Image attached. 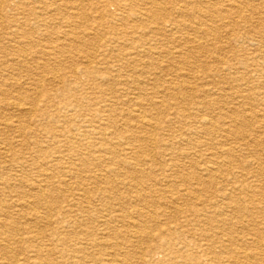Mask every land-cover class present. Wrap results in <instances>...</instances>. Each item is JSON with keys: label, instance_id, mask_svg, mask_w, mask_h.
Listing matches in <instances>:
<instances>
[{"label": "rangeland", "instance_id": "1", "mask_svg": "<svg viewBox=\"0 0 264 264\" xmlns=\"http://www.w3.org/2000/svg\"><path fill=\"white\" fill-rule=\"evenodd\" d=\"M17 1L19 0H0V21L3 19L0 22V102L10 103L17 97L15 95L21 92V94L25 93V96L22 94L23 98H27V100L24 98L22 101L25 104V110L33 106L37 110L36 113H29L28 110L18 112L14 109H7L0 103V124L3 123L4 119L9 118L21 124L19 132L17 129H3L0 126V142L12 145L10 158L11 171L8 172L13 178L10 181L11 193L8 195L7 200L10 205L11 203L13 204V208L10 209V213L13 212V214L10 215L14 223L10 229V249L6 253L7 255L5 254L6 256L0 255V264H73L77 262L80 264H107V259H109V256L114 255V251L118 255L125 254L126 252L132 253L131 257H129L130 264H143L139 260V255L136 254L137 247H141L143 253L146 252L147 255L148 250H153L151 256L153 257V261L151 264H264V250H262L264 249V155L262 154L264 148V118H259L263 122L249 121L247 125L246 123H240L238 117L240 116L239 112H246L244 113L245 117L253 112H259L260 116L264 115L262 112L264 111V18L262 17L264 16V0H251L254 2L251 4L252 8H247V11L244 10L241 17L235 14H226L225 11L227 10V6L230 5L229 2L227 0H217L218 2L213 9V13H215L213 15L215 16L208 14L207 19H203L204 23L201 22L206 27L205 29H209L206 34L202 32L201 34L194 33L192 27L196 26L195 23L197 21H195L196 19L190 10L192 6H206L211 1L156 0L162 3L161 7L163 6L160 12L164 20L161 27H165V31L161 36H157L156 38L154 35L146 33V45L144 48L147 54H144L142 52L143 49H141L138 55H133L130 58H126L127 60L120 62L119 59L122 55L130 54L128 45L123 44V42L113 45L112 43L109 44V41L112 39H120L122 41L121 34L123 35V33L131 35L134 23L130 20L122 23L116 17V21H110L112 28L110 30L99 29L95 23V19L100 15L98 7L103 6H106L111 14H118L120 18H125L128 11L118 9L117 1L112 3H108L107 0H83L84 2L81 0H40V2L39 0H20L21 3ZM65 1L74 3L75 1H81L83 5L78 11H73L63 5ZM221 1L222 3H220ZM244 1L249 0H233L231 3L239 4ZM48 2H50L49 4L55 3L58 9L55 11V8L49 7ZM124 3H127V0H124ZM181 7H186V16L183 15V19L178 11ZM40 20H43V22ZM215 23L217 24L215 25ZM152 25L154 23H150L148 26L150 28L157 27ZM15 30L18 33L10 38L8 33ZM184 30L186 33H184ZM172 31L174 32L172 33ZM139 32L140 30L133 38V42L137 44H139V42H136L139 40V38L137 39ZM45 35L47 36L45 37ZM183 39H187L188 41L186 42ZM193 40L199 42L205 48L199 50L198 46H196L197 43L193 44ZM79 43H86V46H78ZM16 45L21 46L17 47ZM55 46L62 47V50H64L57 55L58 57L50 53L49 48ZM19 47L22 50L25 49L23 53H13ZM24 52L27 53L25 54ZM103 54L105 55V59L102 56ZM197 55L199 56L197 57ZM105 60H108V62H105ZM5 64H7L9 69ZM32 67L35 68L32 70ZM216 69L220 73H217L218 75L215 80L213 82L205 81L203 74L208 73L209 70L217 71ZM89 71L100 74H96L97 76L92 78L87 74ZM106 71L109 73H105ZM141 71L144 72L142 73ZM51 77L54 79H51ZM18 78L21 80L20 83ZM261 78H263V81ZM14 83L17 85L12 86ZM167 85L172 88L181 86L183 88L181 96L164 97L162 91ZM23 87L25 92L22 89ZM31 88L32 90H30ZM59 89L61 91L64 89L66 92H61ZM35 91L36 94L34 93ZM52 91L54 92L53 95ZM140 92L143 93L141 94ZM33 93L34 96H31ZM37 94H40V96ZM136 96L139 97V103L135 102ZM163 107L165 108L163 109ZM100 111L103 112L101 113ZM179 111H184V116H178L177 118ZM138 112L144 113L143 115L146 114L145 116L148 118L158 117L161 121L169 117L172 119L176 117L177 119H175L172 129L161 128L163 126L162 123L160 127L156 126L154 134L157 144L147 147V154L151 161L148 164L151 163L152 168L150 171L147 168L148 164L145 167H139L135 160L137 156L130 157L126 153L131 152L124 150L126 149V146L123 144L124 141L127 144L133 143L138 147L139 143H135L134 140L141 137L145 132L143 127L134 118L135 113L137 114ZM19 113H24V115H20ZM26 113L27 116L25 115ZM201 117L213 119L216 122L217 129L227 127L228 122L236 120L237 124L234 127H237L240 133L237 137L233 135L226 136L225 142L231 147L242 145V149L239 152L231 153L232 155L229 157L221 156L220 149L216 144L218 136H223H202L196 124ZM132 127L133 129H131ZM26 128L28 129L26 130ZM174 128L177 132L180 131L181 134L172 131ZM102 129L104 130V135L99 134V130ZM241 137L245 138L244 141ZM202 141L203 143L200 144ZM163 144L171 145L172 151H164ZM245 144L249 147H245ZM198 145L199 147H197ZM106 148H112L117 157L115 159L111 157L110 159L109 155L104 153V151H107L105 150ZM142 152L141 148L134 151V153L141 157L145 155ZM185 152L188 154L187 157L182 155ZM215 153L221 158L216 160V164L226 162L230 168L225 165L221 169V174L217 173L212 176L213 180H210L209 176L200 174L199 168L209 165V163H215V159L211 157ZM125 157L127 159H124ZM123 160L130 164L129 167L144 170L145 174H147L141 182L144 187L142 198L137 203L134 200L135 196L129 191V186H127L131 181L125 179L126 176L129 177V172L127 173L122 167ZM23 162L26 163L24 171L16 167ZM196 162L198 163L196 164ZM202 163L203 165H201ZM190 164H192V167ZM166 165H173L175 167L172 170ZM107 166L110 168H107ZM193 167L194 169H192ZM226 167L229 171L225 170L227 169ZM111 168L118 171L119 176H115L109 172ZM50 169L55 171L53 172ZM43 171L51 175V177L49 179L38 178L39 172ZM98 172L101 173L99 174ZM58 174L61 176H58ZM187 175L195 176L198 179L201 178V182H197L193 178L185 181L184 178ZM231 175H237L238 180L242 181V185L257 189H254L256 191V193H253L254 197H251V193L244 194L243 196L237 194L230 195V197L243 198L239 201V205L243 208H239V205L231 204L221 198L229 192L230 186L227 185L228 182L226 181ZM96 177H98L97 180ZM26 180L31 181L35 186L30 187V183H26ZM136 181L134 180V182ZM219 182L222 185L217 184ZM80 183L85 186L79 187ZM154 183L158 187L154 188ZM166 184L171 186V190L167 189L168 191H164ZM36 185L46 190V194L55 202L57 210L48 211L37 207L34 212L31 209L20 212L16 207L18 200L17 191L20 192V195L23 193L25 195L23 199L31 205ZM219 191H224L222 192L224 196L220 195L221 197L217 198L216 196ZM176 193L178 195L180 193L181 196L179 195L177 198ZM87 196L89 197L88 200L85 198ZM111 197H113L112 200H109ZM172 198L175 204H167L173 201ZM176 202L179 204V209L183 211L178 209ZM145 205L148 208H144L147 207ZM142 207L144 208L143 215H145L138 217L134 209L139 211ZM195 208L203 210L200 219L192 213V210ZM226 209L228 210L226 211ZM229 210L231 211L229 212ZM121 211L124 212L122 215L128 213L132 218L131 221L136 224H141V221L147 222L148 224L145 223L147 228L156 230L155 232L152 230L153 235L156 236L151 240L143 242V244L145 243L144 245L142 243L140 246L137 245L134 242L135 240L131 238V234L126 232V226H128L127 220H120L121 218H118V221L114 222L115 220H113L109 223L111 218L114 219L118 214L121 215ZM217 211H219L218 214H216ZM33 214H36V216ZM149 214H151L150 217L148 216ZM176 214L178 215L175 216L177 219L173 216ZM183 214L186 216L185 218ZM171 217L175 220L173 221ZM45 218L46 220H43ZM15 220H19V222ZM45 221H48L49 224L45 223ZM22 222H24L23 225H21ZM102 222H106L107 224L104 225ZM230 224L231 226H229ZM234 224L237 225L234 226ZM195 228L197 233H195ZM247 228L252 229L250 230L251 232ZM54 231L57 232V236L53 235ZM90 231L92 234L89 233ZM206 233H208V236H210V233L211 236H216L215 240L203 237ZM102 234L106 236L114 234L117 237L112 239L108 237L102 240ZM159 234V239L161 240L158 239ZM99 235L100 237H98ZM162 237L164 238L162 239ZM82 240L85 242H82ZM86 240L88 241L86 242ZM97 240L104 242L103 247L96 248L95 244L98 243ZM117 242L121 243L119 251L113 247L114 243ZM168 243L170 244L168 245ZM260 243H262V247ZM160 244L162 248L155 250ZM236 244L239 246L237 245V247ZM197 245L201 248L198 249ZM133 249L136 250L133 251ZM258 251H261L260 254H258ZM243 252L250 258L247 256L245 257L248 259L243 258L241 254ZM255 253H257V256ZM215 254L216 257H214ZM203 257L206 259H203ZM236 258L237 262L235 261ZM147 259L149 258L146 257L144 260ZM205 260L207 261L205 262Z\"/></svg>", "mask_w": 264, "mask_h": 264}, {"label": "bare ground", "instance_id": "2", "mask_svg": "<svg viewBox=\"0 0 264 264\" xmlns=\"http://www.w3.org/2000/svg\"><path fill=\"white\" fill-rule=\"evenodd\" d=\"M82 2H84L83 0H81ZM81 1H75V3L74 2H68V1H65V2H63V5L67 8V9H69V10H75V11H78L79 10V8H81L82 7V2ZM91 1H93V0H91ZM95 1H97V0H95ZM117 1V6H118V9H122V10H126V11H128V13H127V16L124 18V17H121L120 18V15H114L113 13L111 14L108 10H107V7L106 6H103V7H98V9H99V17L98 18H96L95 19V23H96V25H97V28L99 27V29H103V30H110V29H112L111 28V25H110V23L112 22V20H115L116 19V17H118L119 19H120V21L122 22V23H124L126 20L127 21H131V22H133L134 24V27H133V32H132V34L130 35V34H127V33H123V35L121 34V36H122V41L119 39H112V40H110L109 41V44L110 43H112L113 45H118V44H120V42L122 43L123 42V44H126V45H128V51H130L129 53L130 54H128L127 53V55H122L121 57H120V59H119V62L120 61H123V60H127L126 58H130L131 56H133V55H138V53L139 52H141L140 50L141 49H143L142 50V52L145 54H147V51H145L146 49L144 48L145 47V43H146V40H145V34L146 33H149V34H151V35H154L155 36V38L157 37V36H161L162 35V33L165 31V27H161V24L163 23V18H162V14L160 13L161 12V8L163 7H161V4L162 3H159V2H157L156 0H127V3H124V0H107V2L108 3H112V2H116ZM208 1H211V3H209L208 2V4L205 6H197V7H193L192 6V8H191V14L193 15V17L196 19L195 21H197L195 24H196V26H193L192 27V30L194 31V33H198V34H201V32L202 33H204V34H206L207 32H208V30L207 29H205L206 27L203 25V24H201V22H203V19L204 18H206L207 16H208V14H215V13H213V9H214V7L216 6V4H217V0H208ZM233 0H227V2H229V4L230 5H228L227 6V10L225 11L226 12V14H235V15H238L239 17H241V16H243V12H244V10H246L247 11V8H252V6H251V4H253L254 2L253 1H251V0H249V1H244V2H240L239 4H233V3H231ZM18 3L20 2L21 3V1L19 0V1H17ZM24 2V1H23ZM39 2H40V0H39ZM90 2V1H89ZM224 2V1H223ZM50 2H48V4H49ZM59 3V2H58ZM87 3V2H86ZM94 3H97V2H94ZM194 3V2H193ZM220 3H222V1L220 2ZM29 4V3H28ZM89 4V3H88ZM190 4V3H189ZM188 4V5H189ZM226 4V3H225ZM255 4H256V2H255ZM27 5V4H26ZM94 5V4H93ZM187 5V6H188ZM192 5V4H191ZM223 5V4H222ZM259 5V4H258ZM36 6H38V5H36ZM184 6V5H183ZM190 6V5H189ZM31 7V6H30ZM49 7H51V8H55L54 10L56 11L58 8H57V6H56V4L55 3H53V4H49ZM165 7V6H164ZM226 7V6H225ZM258 7V6H257ZM1 8V7H0ZM32 8V7H31ZM34 8V7H33ZM35 9V8H34ZM86 9V8H85ZM84 9V10H85ZM89 9V8H88ZM167 9V8H166ZM177 9V8H176ZM38 11V10H37ZM52 11V10H51ZM65 11V10H64ZM73 11H72V13H73ZM170 11V10H169ZM177 11V10H176ZM179 13L182 15V19H183V15H185L186 16V7H181L179 10ZM250 11V10H249ZM59 12H61V11H59ZM71 12V11H70ZM263 12V11H262ZM12 13V12H11ZM45 13V12H44ZM58 13V12H57ZM65 13H67L66 11H65ZM72 13H70V14H72ZM78 13V12H77ZM80 13V12H79ZM30 15V14H29ZM31 15H34V14H31ZM57 15H59V14H57ZM260 15V14H259ZM263 15V14H262ZM261 15V16H262ZM39 16V15H38ZM73 16L75 17V15L73 14ZM77 16V15H76ZM81 16V15H80ZM213 16H215V15H213ZM256 16V15H255ZM1 17V16H0ZM15 17V16H14ZM59 17H60V15H59ZM78 17V16H77ZM188 17V16H187ZM192 17V18H193ZM251 17V16H250ZM263 18H264V16H262ZM62 18V17H61ZM82 18V17H81ZM80 18V19H81ZM43 19V18H42ZM85 19V18H84ZM109 19V20H108ZM207 19V18H206ZM213 19V18H212ZM245 19V18H244ZM3 20V19H2ZM2 20L0 21V22H2ZM18 20V19H17ZM24 20V19H23ZM26 20V19H25ZM175 20V19H174ZM216 20V19H215ZM219 20V19H218ZM20 21V20H19ZM32 21V20H31ZM41 22H43V20H40ZM87 21V20H86ZM111 21V22H110ZM116 21V20H115ZM135 21V22H134ZM182 21V20H181ZM224 21V20H223ZM235 21V20H234ZM10 22V21H9ZM20 22H22V21H20ZM25 22V21H24ZM34 22V21H33ZM84 22V21H83ZM11 23V22H10ZM74 23H75V21H74ZM114 23V22H113ZM150 23H154V25H152V26H157L156 28H150L148 25L150 24ZM179 23H180V21H179ZM204 23V22H203ZM3 24V23H2ZM1 24V26H3ZM17 24V23H16ZM77 24V23H76ZM82 24V23H81ZM148 24V25H147ZM217 23H215V25H216ZM220 24H222V23H220ZM228 24V23H227ZM8 25V24H7ZM25 25V24H24ZM54 25V24H53ZM174 26V25H173ZM226 26V25H225ZM224 26V27H225ZM7 28H8V26H6ZM5 27V28H6ZM10 27L12 28V26L10 25ZM116 27V26H115ZM182 27V26H181ZM187 27H188V25H187ZM210 27V26H209ZM223 27V28H224ZM2 29H4V28H2ZM30 29V28H29ZM176 29V28H175ZM178 29V28H177ZM212 29V28H211ZM228 29H231V28H228ZM6 30V29H5ZM11 30V29H10ZM24 30V29H23ZM75 30V29H74ZM114 30V29H113ZM140 30V32H139V35L137 36V39L139 38V40L138 41H136V42H139V44H137V43H135V42H133V38L137 35V33H138V31ZM168 30V29H167ZM181 30V29H180ZM187 30V29H186ZM227 31V30H226ZM122 32V31H121ZM174 31H172V33H173ZM192 32V31H191ZM190 32V33H191ZM217 32V31H216ZM215 32V33H216ZM220 32V31H219ZM255 32V31H254ZM18 32L15 30V31H10L8 34H9V37L10 38H12V37H14L16 34H17ZM66 33V32H65ZM68 33V32H67ZM74 33V32H73ZM184 33H186L185 32V30H184ZM89 34H92V33H89ZM88 34V35H89ZM115 34V33H114ZM193 34V33H192ZM217 34H218V32H217ZM75 35H76V33H75ZM96 35V34H95ZM173 35V34H172ZM215 35V34H214ZM47 35H45V37H46ZM51 36V35H50ZM71 36H72V34H71ZM84 36V35H83ZM171 36V35H170ZM179 36V35H178ZM217 36V35H216ZM56 37V36H55ZM60 37V36H59ZM72 37H74V36H72ZM76 37V36H75ZM82 37V36H81ZM80 37V38H81ZM175 37V36H174ZM24 38H25V36H24ZM43 38V37H42ZM60 38H62V37H60ZM181 38V37H180ZM238 38V37H237ZM99 39V38H98ZM102 39V38H101ZM207 39V38H206ZM21 40H22V38H21ZM81 40V39H80ZM171 40H174V39H171ZM184 41H188L187 39H183ZM197 40V39H196ZM257 40V39H256ZM17 41V40H16ZM60 41V40H59ZM70 41V40H69ZM68 41V42H69ZM87 41V40H86ZM100 41V40H99ZM257 42V41H256ZM25 43V42H24ZM175 43V42H174ZM194 43H197L196 44V46H198L197 48L200 50V49H204L205 47L203 46V45H201L199 42H197V41H194L193 40V44ZM55 44V43H54ZM58 44V43H57ZM108 44V43H107ZM263 44V43H262ZM125 45V46H126ZM170 45V44H169ZM190 45V44H189ZM17 46V45H16ZM18 46H21V45H18ZM17 46V47H18ZM78 46H86V43H83V44H81V43H79L78 44ZM183 46V45H182ZM186 46V45H185ZM191 46V45H190ZM252 46V45H251ZM46 47V46H45ZM239 47V46H238ZM241 47V46H240ZM253 47V46H252ZM264 47V46H263ZM102 48V47H101ZM174 48V47H173ZM246 48H248V47H246ZM50 49V53H51V55H54L55 57L58 55V54H60V53H62L64 50H62V47L60 48V47H57V46H55V47H51V48H49ZM76 49V48H75ZM96 49V48H95ZM174 49H176V48H174ZM220 49V48H219ZM23 50H25V49H23ZM23 50H22V48L20 49V47L18 48V50H16V51H13V53H16V54H19V53H23ZM114 50V49H113ZM158 50V49H157ZM165 50V49H164ZM171 50H172V48H171ZM83 51V50H82ZM105 51H107V50H105ZM173 51V50H172ZM203 51V50H202ZM205 51V50H204ZM10 53V52H9ZM25 53V52H24ZM27 53V52H26ZM25 53V54H26ZM65 53V52H64ZM66 53H67V51H66ZM69 53V52H68ZM107 53H108V51H107ZM167 53V52H166ZM192 53V52H191ZM201 53V52H200ZM29 54V53H28ZM44 54V53H43ZM49 54V53H48ZM96 54V53H95ZM105 54V53H104ZM102 55V56H104L103 58L105 59V55ZM45 55V54H44ZM170 55V54H169ZM185 55V54H184ZM14 56V55H13ZM172 56V55H171ZM177 56V55H176ZM199 55H197V57H198ZM25 57H27V55H25ZM50 57V56H49ZM58 57V56H57ZM74 57V56H73ZM165 57V56H164ZM24 58V57H23ZM45 59H46V57H44ZM69 58H70V55H69ZM76 58V57H75ZM92 58V57H91ZM171 58V57H170ZM25 59V58H24ZM27 59V58H26ZM41 59H42V57H41ZM44 59V60H45ZM205 59V58H204ZM62 60V59H61ZM92 60V59H91ZM117 60V59H116ZM96 61V60H95ZM94 61V62H95ZM166 61V60H165ZM51 62V61H50ZM65 62V61H64ZM88 62V61H87ZM105 62H108V60H105ZM168 62V61H167ZM6 63V62H5ZM26 63H27V61H26ZM53 63V62H52ZM89 63V62H88ZM254 63V62H253ZM58 64V63H57ZM166 64V63H165ZM26 65V64H25ZM28 65V64H27ZM54 65V64H53ZM86 65V64H85ZM87 65H89V64H87ZM5 66L8 68V66H7V64H5ZM12 66H14V65H12ZM35 66H36V63H35ZM29 67V66H28ZM59 67V66H58ZM89 67V66H88ZM194 67V66H193ZM12 68V67H11ZM31 68V67H30ZM29 68V69H30ZM35 68V67H34ZM33 67H32V70L34 69ZM162 68H164V67H162ZM166 68H168V67H166ZM9 69V68H8ZM50 69H51V67H50ZM215 69V68H214ZM48 70V69H47ZM53 70V69H52ZM106 70H109V69H106ZM143 70V69H142ZM217 70V69H216ZM9 71V70H8ZM25 71V70H24ZM27 71V70H26ZM55 71V70H54ZM72 71V70H71ZM81 71V70H80ZM152 71H153V69H152ZM11 72V71H10ZM43 72V71H42ZM73 72V71H72ZM134 72V71H133ZM142 72V71H141ZM144 72V71H143ZM142 72V73H143ZM219 71L217 70V71H211V70H209V72L208 73H204L203 74V76H204V79H205V81H207V82H213L214 80H215V78L217 77V73H218ZM32 73V72H31ZM51 73H53V72H51ZM56 73L58 74V72L56 71ZM83 73V72H82ZM105 73H109L108 71H106ZM131 73V72H130ZM165 73V72H164ZM220 73V72H219ZM6 74V73H5ZM87 74H89V76L90 77H96L98 74H100V73H98V72H93V71H89ZM97 74V75H96ZM149 74V73H148ZM162 74V73H161ZM225 74H226V72H225ZM230 74V73H229ZM31 75V74H30ZM45 75V74H44ZM43 75V76H44ZM52 75H54V74H52ZM59 75V74H58ZM114 75V74H113ZM139 75V74H138ZM231 75V74H230ZM230 75H228V76H230ZM40 76V75H39ZM104 76V75H103ZM153 76V75H152ZM166 76V75H165ZM168 76V75H167ZM202 76V77H203ZM222 76V75H221ZM224 76V75H223ZM233 76V75H232ZM141 77V76H140ZM148 77V76H147ZM15 78V77H14ZM74 78V77H73ZM108 78V77H107ZM149 78V77H148ZM16 79V78H15ZM30 79V78H29ZM38 79V78H37ZM41 79H43V78H41ZM51 79H54V78H52L51 77ZM60 79V78H59ZM62 79V78H61ZM102 79V78H101ZM104 79V78H103ZM141 79V78H140ZM18 80H19V83H20V79L18 78ZM50 80V79H49ZM92 80V79H91ZM149 81H150V79H148ZM261 80L263 81V78H261ZM260 80V81H261ZM17 81V80H16ZM28 81V80H27ZM94 81V80H93ZM108 81V80H107ZM152 81V80H151ZM202 81V80H201ZM222 81H224V80H222ZM18 82V81H17ZM16 82V83H17ZM29 82H30V80H29ZM103 82V81H102ZM134 82H137V81H134ZM147 82V81H146ZM153 82H155V81H153ZM204 82V81H203ZM16 83H14L12 86H16L17 84ZM105 83V82H104ZM181 83V82H180ZM23 84V83H22ZM29 84V83H28ZM47 84V83H46ZM80 84V83H79ZM141 84V83H140ZM139 84V85H140ZM207 84H209V83H207ZM45 85V84H44ZM43 85V86H44ZM48 85V84H47ZM193 85V84H192ZM25 86H28V85H25ZM96 86V85H95ZM141 86V85H140ZM78 87H79V85H78ZM101 87V86H100ZM19 88H21V87H19ZM57 88H59V87H57ZM56 88V89H57ZM97 88V87H96ZM216 88V87H215ZM23 89V91L25 90L24 89V87L22 88ZM33 89H34V87H33ZM56 89H54V90H56ZM84 89V88H83ZM91 89V88H90ZM3 90V89H2ZM19 90V89H18ZM29 90V89H28ZM30 90H32V88L30 89ZM36 90V89H35ZM45 90V89H44ZM182 90H183V88H181V86H178V88H172V87H168V85L166 86V87H164L163 88V91H162V94L164 95V97H167V96H169V97H171V96H173V97H177V96H181V94H182ZM1 91V90H0ZM9 91V90H8ZM17 91V90H16ZM59 91H61L60 89H59ZM132 91H134V90H132ZM25 92V91H24ZM45 92V91H44ZM56 92H57V90H56ZM61 92H66V90H62ZM124 92V91H123ZM123 92H122V94H123ZM250 92V91H249ZM26 93H27V90H26ZM29 93V92H28ZM35 94H36V91L34 92ZM34 93H33V95H31V96H34ZM39 93V92H38ZM53 91H52V95H53ZM130 93H131V91H130ZM135 93H136V91H135ZM141 94L143 93V92H140ZM12 94V93H11ZM15 94V93H14ZM23 95L25 94V93H22ZM21 94V92H20V94H17V95H15V96H17V97H15L10 103L9 102H0L1 104H3L2 106H4V107H6L7 109H11V110H16V111H18V112H21L22 110H25V104H23V99L24 98H26V97H24L23 98V95ZM70 94H72V93H70ZM104 94V93H103ZM139 94V93H138ZM215 94V93H214ZM38 95V94H37ZM205 95V94H204ZM211 95V94H210ZM263 95H264V93H263ZM12 96V95H11ZM25 96V95H24ZM38 96H40V94L38 95ZM38 96H36V97H38ZM105 96V95H104ZM122 96V95H121ZM123 96H125V95H123ZM139 96V95H138ZM138 96H136L135 97V102L136 103H139V97ZM141 96V95H140ZM147 96V95H146ZM208 96H209V94H208ZM244 96H245V94H244ZM30 97V96H29ZM111 97V96H110ZM205 97V96H204ZM210 97V96H209ZM231 97V96H230ZM229 97V98H230ZM53 98V97H52ZM232 98V97H231ZM34 99V98H33ZM98 99V98H97ZM103 99V98H102ZM101 99V100H102ZM203 99V98H202ZM201 99V100H202ZM26 100H27V98H26ZM32 100V99H31ZM156 100V99H155ZM187 100H189V99H187ZM6 101V100H5ZM43 101V100H42ZM57 101V100H56ZM99 101V100H98ZM161 101V100H160ZM191 101V100H190ZM189 101V102H190ZM207 101H209V100H207ZM235 101H236V99H235ZM35 102V101H34ZM93 102H95V101H93ZM101 102V101H100ZM162 102H164V101H162ZM188 102V103H189ZM205 102H206V100H205ZM39 103V102H38ZM90 103V102H89ZM165 103V102H164ZM192 103V102H191ZM215 103V102H214ZM70 104H72V103H70ZM69 104V105H70ZM177 104H180V103H177ZM187 104V103H186ZM239 104H241L240 102H239ZM141 105V104H140ZM165 105V104H164ZM198 105V104H197ZM200 105V104H199ZM27 106H28V104H27ZM124 106V105H123ZM126 106V105H125ZM143 106V105H142ZM151 106V105H150ZM194 106V105H193ZM63 107H65L64 105H63ZM67 107H68V105H67ZM105 107V106H104ZM145 107V106H144ZM175 107V106H174ZM179 107V106H178ZM185 107V106H184ZM198 107V106H197ZM165 107H163V109H164ZM167 108V107H166ZM176 108V107H175ZM190 108H191V106H190ZM200 108V107H199ZM5 109V108H4ZM6 109V110H7ZM102 109H104V108H102ZM139 109V108H138ZM188 109V108H187ZM194 109V108H193ZM26 110H28V112L29 113H36V107L35 106H33L32 108H30L29 107V109H26ZM25 110V111H26ZM166 110V109H165ZM137 111V110H136ZM135 111V112H136ZM200 111V110H199ZM222 111V110H221ZM7 112H9L8 110H7ZM74 112V111H73ZM101 113L103 112V111H100ZM128 113H129V111H127ZM169 112V111H168ZM172 112V111H171ZM180 112V113H179ZM178 113H177V118H178V116H180V117H183L184 115H183V112L184 111H179ZM263 113H264V111H262ZM97 113H99L98 111H97ZM133 113H134V111H133ZM205 113V112H204ZM244 113H246V112H239L238 114L240 115V116H238L239 117V122L240 123H242V124H247V123H249V121H254V122H260V121H262V120H260L259 118H264L263 116L264 115H262V116H260V114H259V112H253V113H251V114H249V115H247L246 117H245V114ZM262 113V114H263ZM15 114V113H14ZM20 114V113H19ZM22 114V113H21ZM20 114V115H21ZM88 114V113H87ZM120 114V113H119ZM144 114V113H143ZM143 114H141L140 112H138L137 114L135 113V115H134V118L136 119V122L141 126V127H143V129L145 130V132L143 133V135L141 136V137H139V138H137V139H135L134 140V142L135 143H139V146L138 147H136L135 146V144H133V143H130V144H127L125 141H124V145L126 146V149H124V150H126V152L127 151H129V152H131V153H126L127 155H129L130 157H132V156H137L136 158H135V160H136V162H137V164H138V166L139 167H145L149 162H151L150 161V158H149V156H148V154H147V147L148 146H153V145H156L157 144V139H156V136H155V134H154V130H155V128H156V126L158 125V127H160V125H161V123H162V125L163 126H161V128L162 127H166V128H168V129H172L173 127V125H174V122H175V119H176V117H174L173 119L172 118H167V119H165L164 121H161L158 117L156 118H148L147 116H145V115H143ZM200 114V113H199ZM230 114V113H229ZM22 115H24V113L22 114ZM26 116H27V113L25 114ZM46 115H48V114H46ZM196 115V114H195ZM203 115V114H202ZM206 115V114H205ZM131 116V115H130ZM179 117V118H180ZM199 117V116H198ZM27 118V117H26ZM131 118V117H130ZM231 118V117H230ZM31 119V118H30ZM28 120V119H27ZM55 120V119H54ZM84 120V119H83ZM177 120V119H176ZM264 120V119H263ZM236 120H232V121H230V122H228V126L227 127H223L222 129H217V126L215 125V121L213 120V119H211V118H207V117H201L200 118V120L199 121H197L196 122V124L198 125V130H199V133L200 134H202V136H206V137H210V136H214V135H221V136H223V137H220V136H218V141H217V146L219 147V149H220V154H221V156H227V157H229L230 155H232L231 153H236V152H239L241 149H242V145H240L239 147H231L230 145H228L225 141H226V136H229V135H233V136H238V134L240 133V130L237 128V127H234V125L235 124H237V122H235ZM63 122V121H62ZM180 122V121H179ZM190 122V121H189ZM263 122V121H262ZM60 123V122H59ZM75 123V122H74ZM75 124H77V123H75ZM78 125V124H77ZM87 125V124H86ZM135 125V124H134ZM137 125V124H136ZM178 125V124H177ZM248 125V124H247ZM0 126H2L3 127V129H11V130H13V129H17V131L19 132V130H21V124L20 123H18L17 121L15 122V121H12V119H4L3 120V123L2 124H0ZM116 126V125H115ZM133 126V125H132ZM34 127V126H33ZM133 127H136V126H133ZM133 127L131 128V129H133ZM76 128V127H75ZM28 128H26V130H27ZM263 129V128H262ZM47 130V129H46ZM60 130V129H59ZM16 131V130H15ZM25 131V130H24ZM103 129L102 130H99V134H103L104 135V133H103ZM172 131H174L175 133H180V131H176V129L174 128V130H172ZM220 131V132H219ZM48 132V131H47ZM137 132V131H136ZM195 132V131H194ZM72 133V132H71ZM171 133V132H170ZM51 134V133H50ZM70 134V133H69ZM120 134V133H119ZM130 134V133H129ZM181 134V133H180ZM244 134V133H243ZM52 135V134H51ZM91 135V134H90ZM95 135V134H94ZM136 135V134H135ZM141 135V134H140ZM130 136V135H129ZM240 136V135H239ZM262 136V135H261ZM70 137V136H69ZM92 137V136H91ZM107 137H108V135H107ZM129 138V137H128ZM131 138H133V137H131ZM160 138V137H159ZM234 138V137H233ZM242 139H243V141H244V137H241ZM22 139V138H21ZM57 139V138H56ZM67 139H68V137H67ZM213 139V138H212ZM216 139V138H215ZM214 139V140H215ZM189 140V139H188ZM247 140V139H246ZM55 141V140H54ZM88 141V140H87ZM184 141V140H183ZM201 141V140H200ZM228 142V141H227ZM241 142V141H240ZM246 142V141H245ZM199 143V142H198ZM201 143H203V141L202 142H200V144ZM19 144V143H18ZM35 144V143H34ZM72 144V143H71ZM93 145V144H92ZM203 145V144H202ZM232 145V144H231ZM11 144H6V143H4V142H0V255H5L8 251H9V249H10V246H11V237H10V229L12 228V226H13V222H12V220L13 219H11V215L10 214H13V212L12 213H10V209L11 208H13V204L11 203V205L8 203V200H7V198H8V195H10V193H11V185H10V181H12V178L13 177H11L10 176V174H9V172L8 171H11V161H10V158H11ZM27 146V145H26ZM120 146V145H119ZM118 146V147H119ZM144 146V147H143ZM193 146V145H192ZM245 147H249L247 144H245L244 145ZM43 147H44V145H43ZM45 147H47V146H45ZM187 147V146H186ZM197 147H199V145L197 146ZM209 147V146H208ZM48 148V147H47ZM138 148H141L142 150H143V154H145L144 156H138L136 153H134V151L136 150V149H138ZM155 148V147H154ZM211 148V147H210ZM244 148V147H243ZM261 148H262V146H261ZM199 149V148H198ZM43 150V149H42ZM54 150V149H53ZM59 150V149H58ZM63 150V149H62ZM105 150H107V151H104V153L105 154H108L109 155V158L111 159V157H113V159H115L117 156H116V154H115V152L112 150V148L110 149V148H106ZM163 150L164 151H167V150H169V151H172V146L171 145H167V144H163ZM187 150V149H186ZM200 150V149H199ZM49 151H50V149H49ZM59 151H61V150H59ZM78 151V150H77ZM194 151V150H193ZM215 151H216V149H215ZM65 152V151H64ZM96 152V151H95ZM148 152H150V151H148ZM155 152V151H154ZM189 152H190V150H189ZM204 152V151H203ZM207 152V151H206ZM210 152V151H209ZM58 153V152H57ZM171 153V152H170ZM205 153V152H204ZM242 153V152H241ZM83 154V153H82ZM87 154V153H86ZM262 154L264 155V148H263V151H262ZM89 155H91V154H89ZM184 157H187L188 156V154L185 152V153H183L182 154ZM85 156V155H84ZM92 156V155H91ZM190 156V155H189ZM192 156V155H191ZM252 156V155H251ZM95 157H96V155H95ZM129 157V158H130ZM178 157V156H177ZM197 157H199V156H197ZM211 157L213 158V159H215L214 161H215V163L213 162V163H209V165H204V166H202V167H200L199 168V170H200V174H202V175H206V176H209V179L210 180H213L212 179V176H214V175H216L217 173H219V174H221L220 172H222L221 171V169L223 168V167H225V165L227 166V163L225 162H222V163H219V164H216V160L217 159H219L220 157L218 156V154H212L211 155ZM227 157H226V159H227ZM238 157H239V155H238ZM83 158V157H82ZM134 158V157H133ZM132 158V159H133ZM153 158V157H152ZM202 158V157H201ZM99 159L100 160H102L101 159V157H99ZM124 159H127V157H125ZM170 159V158H169ZM173 159V158H172ZM179 159V158H178ZM188 159V158H187ZM221 159V158H220ZM224 159V158H223ZM257 159V158H256ZM24 160V159H23ZM26 160V159H25ZM39 160V159H38ZM164 160V159H163ZM235 160V159H234ZM255 160V159H254ZM53 161H55V160H53ZM86 161H88L87 159H86ZM104 161V160H103ZM119 161V160H118ZM181 161V160H180ZM188 161V160H187ZM191 161V160H190ZM225 161V160H224ZM262 161V160H261ZM174 162V161H173ZM244 162V161H243ZM264 162V161H263ZM106 163V162H105ZM122 163H123V165H122V167L127 171V173L129 172V177H127L126 176V178L125 179H127V180H130L131 182H130V184L129 185H127V186H129V191L135 196V201H136V203H137V201L138 200H140L141 198H142V195H143V191H144V187H143V185L141 184V182H142V180H144V177H145V175H147V174H145L146 172H144V170L142 171V170H139V169H136V168H133V167H129V163L127 162V161H122ZM121 163V164H122ZM160 163H162V162H160ZM176 163V162H175ZM198 162H196V164H197ZM204 163V162H203ZM203 163L201 164V165H203ZM165 164V163H164ZM196 164H195V166H196ZM205 164H207V163H205ZM253 164V163H252ZM180 165V164H179ZM192 164H190V166H191ZM255 165H256V162H255ZM25 166H26V163L25 162H23V163H21L19 166H16V167H19L21 170H23L24 171V169H25ZM154 166H157V165H154ZM166 166H169L170 167V169H174V167L175 166H173V165H166ZM72 167V166H71ZM79 167V166H78ZM77 167V168H78ZM192 167V166H191ZM199 167V166H198ZM228 168H230L229 166H227ZM226 167V168H227ZM238 167H239V165H238ZM252 167V166H251ZM80 168V167H79ZM106 168V167H105ZM107 168H110V167H108L107 166ZM115 168H117V167H115ZM148 170L150 171L152 168H151V163L150 164H148ZM181 168V167H180ZM228 168L227 169H225L226 171H229L228 170ZM54 169V168H53ZM192 169H194V167L192 168ZM18 170V169H17ZM28 170H30V169H28ZM27 170V171H28ZM47 170V169H46ZM51 170V169H50ZM177 170V169H176ZM260 170H263V169H260ZM259 170V171H260ZM5 171H6V173H5ZM47 171H49V170H47ZM51 171H55V170H51ZM90 171V170H89ZM147 171V170H146ZM167 171V170H166ZM171 171V170H170ZM170 171H168V172H170ZM196 171V170H195ZM235 171V170H234ZM14 172V171H13ZM109 172H111L113 175H118L119 173H118V171H116L115 169L113 170L112 168L111 169H109ZM124 172V171H123ZM172 172V171H171ZM240 172V171H239ZM40 174L38 175L39 177L38 178H45V179H49L50 177H51V175H48L46 172H39ZM56 173V172H55ZM72 173H74V172H72ZM91 173V172H90ZM99 173V172H98ZM101 173V172H100ZM99 173V174H100ZM14 174V173H13ZM103 174V173H102ZM166 174H168V173H166ZM191 174V173H190ZM225 174V173H224ZM262 174V173H261ZM260 174V175H261ZM60 174H58V176H59ZM173 175H174V173H173ZM183 175V174H182ZM29 176V175H28ZM61 176V175H60ZM119 176V175H118ZM177 176V175H176ZM205 176V177H206ZM11 177V178H10ZM19 177V176H18ZM26 177V176H25ZM65 178H66V176H64ZM68 177V176H67ZM105 177V176H104ZM203 177V176H202ZM178 178V177H177ZM191 178H193V180H195V181H197V182H201L200 181V179H198L197 177H193L192 175L191 176H186L185 178H184V180L185 181H188L189 179H191ZM195 178V179H194ZM98 179V177H96V180ZM157 179V178H156ZM206 179V178H205ZM249 179V178H248ZM23 180V179H22ZM25 180V179H24ZM35 180V179H34ZM75 180V179H74ZM134 180H137L136 182H134ZM208 180V179H207ZM254 180V179H253ZM226 181V180H225ZM255 181V180H254ZM159 182V181H158ZM183 182V181H182ZM211 182V181H210ZM214 182H215V180H214ZM226 182H228L227 183V185H229L230 187H229V192H228V194L226 195V196H224V194H222V192H224V191H219V193L217 194V198H219V197H221L220 195H222V196H224V197H221V198H223V200H227V202H230L231 204H234V205H236L237 204V206L239 205V201L241 200V199H243V198H237V197H230V195L231 194H237V195H244V194H248V193H251L250 195H251V197L253 196L254 197V194L253 193H256V191L255 190H257V189H255V188H253L252 189V187H246V186H244V185H242V181L241 180H238V177H237V175H231V177L230 178H228V180L226 181ZM26 183H30L29 184V186L31 187H34L35 186V184H33V183H31V181H29V180H26ZM53 183V182H52ZM66 183V182H65ZM79 183V182H78ZM132 183V184H131ZM169 183V182H168ZM68 184V183H67ZM71 184V183H70ZM107 184V183H106ZM194 184V183H193ZM217 184H220V185H222L220 182L219 183H217ZM244 184V183H243ZM25 185V184H24ZM75 185V184H74ZM209 185V184H208ZM82 186H85L84 184H82V183H80L79 184V187H82ZM157 186V184H153V187L155 188ZM28 187V186H27ZM88 187V186H87ZM158 187V186H157ZM200 187V186H199ZM219 187V186H218ZM222 187V186H221ZM65 188V187H64ZM125 188V187H124ZM163 188V187H162ZM20 189H21V187H20ZM36 191H34L33 192V196H32V198H33V203L31 204V205H29L28 204V201H26L25 199H23L24 197H25V195H23V193H22V195H20V192H18L17 191V196H18V200H17V205H16V207L20 210V212L21 211H23V210H26V209H31V211L32 212H34L36 209H37V207H41V209H43V210H48V211H54V210H57V207H56V205H55V202H53L52 200V198L49 196V195H47L46 193V190H43L41 187H39V186H37L36 185ZM77 189V188H76ZM87 189V188H86ZM92 189V188H91ZM102 189V188H101ZM165 189V190H164ZM164 191H168V190H171V186L170 185H165L164 186ZM168 189V190H167ZM173 189V188H172ZM185 189H187V188H185ZM252 189V190H251ZM255 189V190H254ZM179 190V189H178ZM225 190H226V188H225ZM70 191V190H69ZM116 191V190H115ZM154 191V190H153ZM158 191V190H157ZM176 191V190H175ZM186 191V190H185ZM208 191V190H207ZM60 192H62V191H60ZM121 192V191H120ZM161 192V191H160ZM179 192V191H178ZM189 192V191H188ZM145 193V192H144ZM153 193V192H152ZM162 193V192H161ZM182 193V192H181ZM202 193V192H201ZM99 194V193H98ZM121 194V193H120ZM157 194V193H156ZM177 194V193H176ZM15 195V194H14ZM123 195V194H122ZM125 195V194H124ZM159 195H161V194H159ZM179 195H180V193H179ZM179 195L177 194L176 195V197L178 198L179 197ZM188 195H190V194H188ZM21 196V197H20ZM181 196V195H180ZM191 196V195H190ZM201 196V195H200ZM58 197V196H57ZM106 197V196H105ZM109 197V196H108ZM152 197V196H151ZM168 197V196H167ZM171 197H173V196H171ZM202 197V196H201ZM246 197V196H245ZM70 198V197H69ZM87 200L89 199V197L87 196V197H85ZM102 198H104V197H102ZM112 198L113 197H111V199H109V200H112ZM174 198V197H173ZM172 198V199H173ZM203 198V197H202ZM128 199V198H127ZM264 199V198H263ZM50 200H51V202H50ZM107 200V199H106ZM115 200H116V198H115ZM129 200V199H128ZM132 200V199H131ZM133 200V201H134ZM247 200H248V197H247ZM29 201H31V200H29ZM54 201H56L55 199H54ZM99 201V200H98ZM134 201V202H135ZM83 202V201H82ZM110 202V201H109ZM112 202V201H111ZM144 202V201H143ZM167 202V201H166ZM170 202H171V200H170ZM187 202V201H186ZM195 202V201H194ZM193 202V203H194ZM98 203V202H97ZM128 203V202H127ZM179 203H181V202H179ZM225 203V202H224ZM66 204V203H65ZM140 204V203H139ZM167 204H175V201H174V199H173V201L171 202V203H167ZM176 204L178 205V209L180 208L179 207V204H178V202H176ZM190 204V203H189ZM220 204H221V202H220ZM226 204V203H225ZM229 204V203H228ZM264 204V203H263ZM72 205V204H71ZM93 205V204H92ZM195 205V204H194ZM198 205H200V204H198ZM216 205V204H215ZM106 206V205H105ZM145 206H147V205H145ZM192 206V205H191ZM197 206V205H196ZM67 207V206H66ZM73 207V206H72ZM94 207H96V206H94ZM144 207V206H143ZM141 208V209H139V211H137V210H135L134 209V211H135V214L138 216V217H142V215H143V209L144 208H148V206L147 207H144V208ZM169 207V206H168ZM170 207H172V206H170ZM198 207H201V206H198ZM218 207V206H217ZM216 207V208H217ZM225 207V206H224ZM227 207V206H226ZM231 207V206H230ZM235 207V206H234ZM239 208H243L241 205H239L238 206ZM257 207H258V205H257ZM69 208V207H68ZM115 208H117V207H115ZM249 208V207H248ZM252 208V207H251ZM84 209V208H83ZM161 210H162V208H161ZM170 210V209H169ZM175 210V209H174ZM179 210H181V209H179ZM224 210H225V208H224ZM228 209H226V211H227ZM239 210H241V209H239ZM238 210V211H239ZM253 210H254V208H253ZM253 210H251V211H253ZM39 211V210H38ZM88 211V210H87ZM146 211V210H145ZM181 211H183V210H181ZM203 210H200V209H197V208H195L194 210H192V213H193V215L195 216V217H197L198 219H200V217H201V212H202ZM231 210H229V212H230ZM83 212V211H82ZM115 212V211H114ZM218 212L219 211H217V213L216 214H218ZM180 213V212H179ZM186 213H188V212H186ZM224 213H225V211H224ZM228 213V212H227ZM121 215H117L114 219H110L111 221H109V223L110 222H112L113 220H115L114 222H116V220L118 221L119 219L118 218H121L120 220H127V222H128V226H126V232L128 233V234H131L130 236H131V238L132 239H134L135 241V243H137V245H141V243H142V245H144L143 244V242H146V241H148V240H151V239H153V237H155L156 235H153V232H152V230H150L149 228H147V225L145 224V223H147V222H145V221H141L142 223L140 224H136L135 222H132L131 220H132V218H131V216L130 215H128V213L127 214H125V215H122V214H124V212H122L121 211V213H120ZM163 214V213H162ZM242 214V213H241ZM34 216H36V214H33ZM145 215V214H144ZM143 215V216H144ZM150 215L151 214H149L148 216L150 217ZM166 215V214H165ZM184 215V214H183ZM188 215H190V214H188ZM226 215V214H225ZM232 215H234V213H232ZM246 215H247V213H246ZM43 216V215H42ZM147 216V218H149ZM152 216H155V215H152ZM169 216V215H168ZM172 216V215H171ZM174 216V218H176L175 216H178L177 214L176 215H173ZM172 216V217H173ZM182 216V215H181ZM192 216V215H191ZM245 216V215H244ZM259 216V215H258ZM44 217H45V215H44ZM170 217V216H169ZM171 217V218H172ZM186 216L184 215V218H185ZM223 217H225L224 215H223ZM246 217V216H245ZM14 218H15V216H14ZM84 218V217H83ZM183 218V217H182ZM190 218V217H189ZM235 218V217H234ZM259 218V217H258ZM20 219V218H19ZM106 219V218H105ZM165 219V218H164ZM177 219V218H176ZM180 219V218H179ZM178 219V220H179ZM193 219V218H192ZM240 219H242V218H240ZM21 220V219H20ZM43 220H46V218L45 219H43ZM48 220V219H47ZM50 220V219H49ZM104 220V219H103ZM108 220V219H107ZM161 220V219H160ZM172 220L174 221L175 219H173L172 218ZM182 220V219H181ZM194 220V219H193ZM197 220V219H196ZM205 220H207L206 218H205ZM230 220V219H229ZM252 220V219H251ZM256 220V219H255ZM16 221V220H15ZM18 222H19V220H17ZM16 221V222H17ZM23 221V220H22ZM100 221V220H99ZM130 221V222H129ZM180 221V220H179ZM231 221H233V220H231ZM247 221V220H246ZM257 221V220H256ZM21 222V221H20ZM44 222V221H43ZM155 222V221H154ZM208 222V221H207ZM212 222V221H211ZM227 222V221H226ZM238 222V221H237ZM23 223L24 222H22V224L21 225H23ZM39 224H40V222H38ZM45 223H47V224H49L48 223V221H45ZM104 225H106L107 223L106 222H102ZM121 223V222H120ZM119 223V224H120ZM188 223V222H187ZM209 223V222H208ZM229 223V222H228ZM240 223V222H239ZM247 223V222H246ZM101 224V223H100ZM117 224V223H116ZM126 224V223H125ZM148 224V223H147ZM158 224V223H157ZM156 224V225H157ZM164 224V223H163ZM183 224V223H182ZM184 224H186V223H184ZM192 224V223H191ZM205 224H206V222H205ZM204 224V225H205ZM215 223H213V225H214ZM243 224V223H242ZM257 224H259V223H257ZM98 225V224H97ZM155 225V224H154ZM172 225V224H171ZM235 225H237V224H234V226ZM249 225V224H248ZM170 226V225H169ZM191 226V225H190ZM203 226V225H202ZM201 226V227H202ZM215 226H216V224H215ZM217 226H219V225H217ZM229 226H231V224L229 225ZM97 227V226H96ZM122 227V226H121ZM239 227V226H238ZM250 227V226H249ZM45 228V227H44ZM95 228V227H94ZM109 228V227H108ZM119 228V227H118ZM199 228V227H198ZM40 229V228H39ZM53 229V228H52ZM160 229V228H159ZM158 229V230H159ZM214 229V228H213ZM238 229V228H237ZM247 229H249V232H251L250 230H252V229H250V228H247ZM262 229V228H261ZM18 230H20L19 228H18ZM36 230V229H35ZM41 230V229H40ZM115 230V229H114ZM119 230V229H118ZM118 230H116V231H118ZM121 230V229H120ZM195 230H196V228H195ZM199 230H200V228H199ZM203 230V229H202ZM239 230V229H238ZM264 230V229H263ZM16 231V230H15ZM14 231V232H15ZM23 231V230H22ZM31 231H32V229H31ZM97 231V230H96ZM104 231H106V230H104ZM108 231H109V229H108ZM154 232L156 231V230H153ZM205 231V230H204ZM220 231V230H219ZM245 231H246V229H245ZM257 231V230H256ZM12 232V231H11ZM35 232V231H34ZM47 232V231H46ZM213 232H217V231H213ZM222 232V231H221ZM227 232V231H226ZM238 232V231H237ZM244 232V231H243ZM254 232V231H253ZM253 232H252V235H253ZM20 233V232H19ZM57 232L56 231H54L53 232V235L54 236H57V234H56ZM86 233V232H85ZM89 233H91V231L89 232ZM88 233V234H89ZM113 233H115V232H113ZM194 233V232H193ZM195 233H197V230H196V232ZM232 233V232H231ZM231 233H230V235H231ZM234 233V232H233ZM246 233V232H245ZM255 233V232H254ZM42 234V233H41ZM56 234V235H55ZM92 234V233H91ZM111 234V233H110ZM126 234V233H125ZM161 234V233H160ZM160 234H159V236H158V239H159V237H160ZM208 233H206L203 237H206V238H208V239H214V238H216V236H211V233H210V236H208L207 235ZM222 234H224V233H222ZM235 234V233H234ZM257 234H258V232H257ZM38 235V234H37ZM103 235V237L101 238L102 240H105V239H107L108 237L109 238H116L117 237V235H114V234H112L111 236L109 235V236H106L105 234H102ZM191 235V234H190ZM198 235H200V234H198ZM202 235V234H201ZM214 235V234H213ZM249 235V234H248ZM17 236V235H16ZM28 236V235H27ZM41 236V235H40ZM197 236V235H196ZM219 236V235H218ZM226 236H228V235H226ZM98 237H100V235L98 236ZM231 237V236H230ZM235 237H237V236H235ZM250 237H252L251 235H250ZM20 238V237H19ZM126 238V237H125ZM164 237H162V239H163ZM179 238V237H178ZM249 238V237H248ZM247 238V239H248ZM42 239V238H41ZM124 239V238H123ZM122 239V240H123ZM259 239V238H258ZM257 239V240H258ZM75 240V239H74ZM109 240V239H108ZM127 240V239H126ZM159 240H161V239H159ZM192 240V239H191ZM215 240V239H214ZM232 240V239H231ZM256 240V241H257ZM88 240H86V242H87ZM98 241V240H97ZM99 241H101V240H99ZM98 241V243H96L95 244V246H96V248H100V247H103V244H104V242L102 241V242H99ZM124 241V240H123ZM123 241H122V243H123ZM167 241V240H166ZM245 241V240H244ZM82 242H85V241H83L82 240ZM95 242V241H94ZM116 242V241H115ZM132 242V241H131ZM204 242V241H203ZM228 242H230V241H228ZM227 242V243H228ZM233 242H234V240H233ZM261 242V241H260ZM135 243H133L134 245H135ZM151 243V242H150ZM243 243H245V242H243ZM121 244V243H120ZM120 244L117 242V243H114V245H113V247L115 248V249H118V251L120 250ZM146 244H148V243H146ZM170 243H168V245H169ZM259 244V243H258ZM264 244V243H263ZM31 245V244H30ZM42 245H44V244H42ZM130 245H132L131 243H130ZM156 245V244H155ZM231 245V244H230ZM238 244H236V246H237ZM260 245H261V247H262V243H260ZM45 246V245H44ZM49 246V245H48ZM122 246V245H121ZM133 246V245H132ZM204 246V245H203ZM234 246V245H233ZM239 246V245H238ZM237 246V247H238ZM256 246V245H255ZM258 246V245H257ZM31 247V246H30ZM30 247H28V248H30ZM34 247H35V245H34ZM39 247V246H38ZM228 247V246H227ZM32 248V247H31ZM45 248H46V246H45ZM60 248V247H59ZM159 248H162V245L160 244L158 247H156V249L155 250H157V249H159ZM197 248L199 249V248H201L199 245H197ZM254 248V247H253ZM110 249V248H109ZM145 249V248H144ZM164 249V248H163ZM168 249V248H167ZM227 249V248H226ZM230 249V248H229ZM250 249V248H249ZM262 249V248H261ZM97 250V249H96ZM127 250V249H126ZM129 250V249H128ZM134 250H136V249H133V251ZM154 250V251H155ZM162 250V249H161ZM161 250H159V251H161ZM243 250V249H242ZM255 250V249H254ZM262 250H264V249H262ZM45 251V250H44ZM48 251V250H47ZM175 251V250H174ZM227 251V250H226ZM232 251V250H231ZM249 251V250H248ZM13 252V251H12ZM49 252H51V251H49ZM53 252V251H52ZM124 252V251H123ZM239 252H240V250H239ZM250 252V251H249ZM259 252V251H258ZM257 252V253H258ZM261 252V251H260ZM260 252L258 253V254H260ZM264 252V251H263ZM11 253V252H10ZM108 253V252H107ZM121 253V252H120ZM125 253V252H124ZM135 253V252H134ZM152 253H153V250H148V255L146 254V252L145 253H143V249L141 248V247H137V252H136V254L137 255H139L138 257H139V260L140 261H142V263L143 264H151V262L153 261V257H151L152 256ZM176 253V252H175ZM185 253V252H184ZM257 253H255L256 254V256H257ZM114 255H111V256H109V259H107V264H130V261H129V257H131V255H132V253H128V252H126L125 254H120V255H118L115 251H114V253H113ZM181 254V253H180ZM202 254V253H201ZM242 254V256H243V258H245V259H248V258H250V257H248L247 256V254H245L244 252L243 253H241ZM7 255V254H6ZM5 255V256H6ZM11 255H12V253H11ZM51 255H53V254H51ZM72 255V254H71ZM177 255H179L178 253H177ZM197 255V254H196ZM210 255V254H209ZM234 255V254H233ZM236 255V254H235ZM239 255V254H238ZM252 255V254H251ZM253 255H254V253H253ZM14 256V255H13ZM220 256V255H219ZM245 256H247V257H245ZM9 257V256H8ZM23 257V256H22ZM31 257V256H30ZM34 257V256H33ZM64 257V256H63ZM146 257H148L149 259H147V260H144ZM214 257H216V254H215V256ZM238 257V256H237ZM56 258V257H55ZM66 258V257H65ZM70 258V257H69ZM234 258H235V256H234ZM32 259H34V258H32ZM181 259H183V258H181ZM203 259H206V258H204L203 257ZM208 259V258H207ZM226 259V258H225ZM238 259H239V257H238ZM261 259V258H260ZM2 260H3V258H2ZM38 260H39V258H38ZM210 260V259H209ZM232 260H234V259H232ZM240 260H242V259H240ZM262 260V259H261ZM70 261V260H69ZM137 261H138V259H137ZM201 261V260H200ZM207 260H205V262H206ZM229 261V260H228ZM236 262L238 261L237 260V258H236V260H235ZM245 261V260H244ZM244 261H242V262H244ZM258 261V260H257ZM264 261V260H263ZM40 262H42V261H40ZM100 262H102V261H100ZM217 262V261H216ZM235 262V263H236ZM252 262H253V260H252ZM259 262H260V260H259ZM21 263V262H20ZM44 263V262H43ZM208 263V262H207ZM240 263V262H239ZM247 263H250V262H247ZM263 263V262H262ZM51 264H54V263H51ZM73 264H80L79 262H77V263H73ZM185 264V263H184ZM232 264H234V263H232ZM245 264V263H244ZM261 264V263H260Z\"/></svg>", "mask_w": 264, "mask_h": 264}]
</instances>
